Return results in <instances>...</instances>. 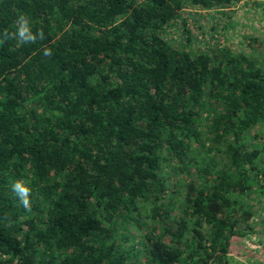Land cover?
Returning a JSON list of instances; mask_svg holds the SVG:
<instances>
[{"label": "trees", "instance_id": "16d2710c", "mask_svg": "<svg viewBox=\"0 0 264 264\" xmlns=\"http://www.w3.org/2000/svg\"><path fill=\"white\" fill-rule=\"evenodd\" d=\"M241 1L0 0V264H228L264 199V44L188 23Z\"/></svg>", "mask_w": 264, "mask_h": 264}, {"label": "rangeland", "instance_id": "374dc122", "mask_svg": "<svg viewBox=\"0 0 264 264\" xmlns=\"http://www.w3.org/2000/svg\"><path fill=\"white\" fill-rule=\"evenodd\" d=\"M198 16V21L190 20L188 23L195 33L192 44L195 48L208 50L215 46L230 45L233 49L247 50L246 41L250 36H258L264 44V0H242L227 10L225 15L214 16L209 24L206 11L200 10ZM200 23H204L205 28L199 36L196 26ZM181 30H175V38H185ZM252 199L255 210L253 230L231 242L228 264H264V199Z\"/></svg>", "mask_w": 264, "mask_h": 264}, {"label": "clouds", "instance_id": "9594fccd", "mask_svg": "<svg viewBox=\"0 0 264 264\" xmlns=\"http://www.w3.org/2000/svg\"><path fill=\"white\" fill-rule=\"evenodd\" d=\"M19 35L26 40L34 39V37L30 34V29L28 27V21L24 17L20 18ZM15 188L18 190V192L20 193L22 197L27 196L28 190L22 187L19 183L15 185ZM24 203L27 204L26 199H24Z\"/></svg>", "mask_w": 264, "mask_h": 264}, {"label": "crops", "instance_id": "0c3cea01", "mask_svg": "<svg viewBox=\"0 0 264 264\" xmlns=\"http://www.w3.org/2000/svg\"><path fill=\"white\" fill-rule=\"evenodd\" d=\"M263 226H264V224H263ZM249 241H250V240H249ZM249 243L251 244V243H252V241H250ZM229 255H230V254H229ZM231 257H232V256H231ZM228 258H230V256H228Z\"/></svg>", "mask_w": 264, "mask_h": 264}]
</instances>
